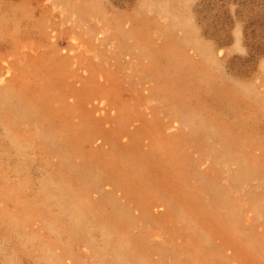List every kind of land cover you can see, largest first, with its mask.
<instances>
[{
  "label": "rangeland",
  "instance_id": "obj_1",
  "mask_svg": "<svg viewBox=\"0 0 264 264\" xmlns=\"http://www.w3.org/2000/svg\"><path fill=\"white\" fill-rule=\"evenodd\" d=\"M0 264H264V0H0Z\"/></svg>",
  "mask_w": 264,
  "mask_h": 264
}]
</instances>
